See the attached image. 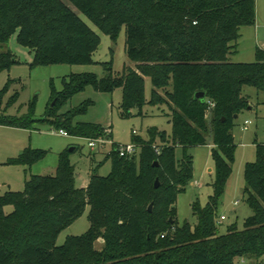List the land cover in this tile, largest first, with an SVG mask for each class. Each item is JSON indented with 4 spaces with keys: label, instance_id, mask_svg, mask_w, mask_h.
Instances as JSON below:
<instances>
[{
    "label": "trees",
    "instance_id": "16d2710c",
    "mask_svg": "<svg viewBox=\"0 0 264 264\" xmlns=\"http://www.w3.org/2000/svg\"><path fill=\"white\" fill-rule=\"evenodd\" d=\"M67 1L111 40L124 26L126 55L135 67L113 74L104 64L107 73L102 77L85 72L67 75L62 90L53 92L48 113L91 86L107 93L120 88L122 114L129 116L131 108L145 104L142 76L147 75L152 84L148 103L161 104L157 90L163 89L172 131L168 136L151 127L146 140L132 137L138 150L131 157L119 156L112 148L107 154L110 173L99 176L91 169L83 188L75 187L74 167L68 152L62 151L53 175H30L23 191L1 195L0 264H238L243 258L264 264L259 260L264 255V142L255 141L256 160L244 166L243 193L251 214L242 229L231 224L221 233L216 216L231 172L234 119L249 108L242 87L264 92V50L256 48L251 63L228 60L237 51L240 28L255 23L256 0ZM14 32L18 43L35 53L32 66L90 64L99 41L62 0H0V44ZM15 63L10 50L0 51V72ZM199 91L205 93L203 99L195 97ZM90 104L68 109L70 116L55 127L83 138L100 136L104 126L72 122ZM34 122L30 115H0L3 126L31 127ZM209 138L216 147L211 149L213 191L205 206L199 201L191 204L195 224L185 221L179 226L176 198L193 178L188 148L207 145ZM178 146L182 158L176 160ZM45 154L46 150L26 147L14 161L32 165ZM149 176L158 179L157 188L154 182L148 186ZM8 204L13 210L4 214ZM87 204V231L55 245L57 234ZM100 236L105 244L98 251L93 241Z\"/></svg>",
    "mask_w": 264,
    "mask_h": 264
},
{
    "label": "rangeland",
    "instance_id": "374dc122",
    "mask_svg": "<svg viewBox=\"0 0 264 264\" xmlns=\"http://www.w3.org/2000/svg\"><path fill=\"white\" fill-rule=\"evenodd\" d=\"M62 2L66 3L92 32L98 35L97 49L92 54L93 62L82 65L51 63L32 66L30 64L34 61L35 53L18 43L17 32L10 34L7 41L0 44V51L10 50L17 60V63L10 65L9 69L0 72V93L8 85L0 95V115L17 118L30 115L35 120L31 127L17 128L0 124V196L9 190L23 191L25 177L30 175H53L58 153L62 151L68 152L69 161L74 167L75 187L83 188L91 169H95L99 176H107L110 173L111 160L107 154L114 145L131 144L132 137L146 140L151 127H156L160 131L164 130L168 136L172 131V125L169 123L171 110L168 103L164 101L163 89L157 90L158 98L160 100L163 98L161 104L148 103L152 94V84L147 75L142 76L145 104L140 108H131L129 116L122 114L120 88L107 93L98 92L91 86H86L82 91L74 94L60 109L53 108L51 115L48 113L46 109H49L53 102L52 94L62 90V79L67 75L85 72L102 77L107 73L104 64H109L113 74L121 73L124 67H135V63L128 60L126 55L124 26L121 27L117 37L111 40L109 35L80 13L70 2L67 0ZM255 13L257 17L254 26L243 28L238 41L237 54L229 55L235 62H253L256 45L264 50V0H256ZM241 91L242 95L248 98L251 109L242 110L234 119L231 172L225 180L224 190L216 209L217 220L221 215L226 217L218 223L221 233H225L226 227L231 224L242 229L244 219L251 214L243 193L246 186L244 166L256 160L255 141L264 142V92L250 86H243ZM15 94L16 99L13 97ZM31 101L34 104L32 109H29ZM86 101H90L91 104L83 114L75 115L72 122H90L104 126L102 134L97 137L109 139L111 143L91 149L86 137L73 135L64 137L58 133V128L55 126L70 116L68 109L77 108ZM209 117L210 115L208 119ZM244 121L248 122L245 130L242 128L245 125ZM158 142L156 140L155 144H159ZM208 144L188 148V153L193 157V178L176 198V217L179 226L185 221L192 226L195 224L196 218L191 214V204L199 201L202 206H205L208 196L213 191L211 182L214 179L215 161L211 149L216 147L210 138ZM26 147L46 150V154L32 165L16 163L15 158ZM71 147H73L72 150L69 149ZM181 154L182 149L178 146L174 150L176 160L182 158ZM153 182V177L149 176L148 186L151 187ZM12 210L13 206L10 204L3 208L4 214ZM88 213L89 205L87 204L82 214L57 234L55 245L63 244L71 236L85 233L89 227ZM104 244V237H97L93 241V248L100 251ZM259 260L264 262V255ZM238 262V264H255L256 259L243 258Z\"/></svg>",
    "mask_w": 264,
    "mask_h": 264
},
{
    "label": "built area",
    "instance_id": "2783aa9c",
    "mask_svg": "<svg viewBox=\"0 0 264 264\" xmlns=\"http://www.w3.org/2000/svg\"><path fill=\"white\" fill-rule=\"evenodd\" d=\"M248 122L245 121V125L243 126V129H246ZM58 133L64 137L68 136V133L65 130H58ZM88 146L93 149L95 147H100L103 146L106 143H111L109 139H104L102 137H97V138H87ZM113 149L117 152L119 156H125V157H131L132 154L136 153L138 150V146L132 142L131 144L128 145H119L116 144V146H113ZM156 153L158 152V149H155ZM226 217L225 216H220L218 219V223L222 220H224ZM163 237V235L161 236Z\"/></svg>",
    "mask_w": 264,
    "mask_h": 264
},
{
    "label": "crops",
    "instance_id": "0c3cea01",
    "mask_svg": "<svg viewBox=\"0 0 264 264\" xmlns=\"http://www.w3.org/2000/svg\"><path fill=\"white\" fill-rule=\"evenodd\" d=\"M256 17H257V15H256ZM255 24V23H254ZM254 24H253V26H254ZM245 26H243V27H241L240 29V36H239V38L237 39V49H238V47H239V44H238V41H239V39H240V37H241V35H242V32H243V28H244ZM256 48H260L259 46H255V49ZM255 49H254V55H255ZM263 50V49H262ZM237 52H238V50L235 52V53H233V54H231L232 56L233 55H235V54H237ZM231 56H229L228 57V60L230 61V62H235V61H233V60H231V58H230ZM255 61V60H254ZM238 62H242V61H238ZM238 62H235V63H238ZM247 63H251V62H247ZM249 109H251V106H249ZM245 122V121H244ZM243 128V127H242ZM247 129V128H246ZM245 130V129H244ZM209 145V144H208ZM210 171H212L211 169H209ZM88 179H89V177H88ZM87 182H88V180H87ZM87 182H86V184H87ZM86 184H85V186H86Z\"/></svg>",
    "mask_w": 264,
    "mask_h": 264
},
{
    "label": "water",
    "instance_id": "95a60500",
    "mask_svg": "<svg viewBox=\"0 0 264 264\" xmlns=\"http://www.w3.org/2000/svg\"><path fill=\"white\" fill-rule=\"evenodd\" d=\"M195 97H196V98L203 99V98L205 97V93L202 92V91L196 92ZM52 104H53V102H52ZM52 104H51V105H52ZM234 117H236V115H234ZM69 149L72 150L73 147H71V148H69ZM153 186H155L156 188L158 187V179H157V178L155 179ZM151 206H152V204H149V206H148V210H149V211L151 210Z\"/></svg>",
    "mask_w": 264,
    "mask_h": 264
}]
</instances>
